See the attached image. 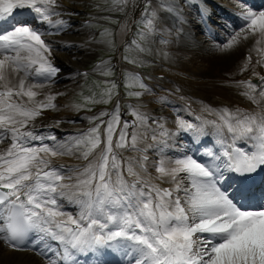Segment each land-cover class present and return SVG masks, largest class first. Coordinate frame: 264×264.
I'll list each match as a JSON object with an SVG mask.
<instances>
[{
	"label": "snow or ice",
	"instance_id": "obj_1",
	"mask_svg": "<svg viewBox=\"0 0 264 264\" xmlns=\"http://www.w3.org/2000/svg\"><path fill=\"white\" fill-rule=\"evenodd\" d=\"M103 2L105 8L94 7L125 17L140 11L131 23L99 17L118 24L119 32L103 28L95 41L116 51L114 36L127 35L135 24L133 38L120 41V59L134 67L147 62L157 38L165 45L183 42L186 9L197 7L201 25L211 16L207 0ZM236 8L238 24H225L214 47L222 56L245 47L222 86L236 89L251 107L199 101L197 111L191 98L180 95L183 105L173 107L170 128L142 102L116 99L111 110L81 115L93 111L90 105L112 103L121 86L128 98L150 95L172 105L173 92L155 95L141 73L124 69L119 82L109 79L116 75L111 59L99 60L91 73H77L100 77L90 95L77 93L82 103L58 104L66 93L52 91L61 72L52 38L78 13L64 0H0V255L5 249L27 253L36 258L30 264H108L110 255L118 264H264V204H246L240 190L229 193L223 186L225 173L247 177L264 170V75L257 71L264 68V9L247 0H236ZM162 14L173 23L165 24ZM162 56L170 58L167 51ZM247 71L252 76L246 80L231 78ZM62 109L76 117L37 126L45 112ZM78 120L88 127L58 131ZM185 136L201 146L214 136L218 149L194 151L185 147Z\"/></svg>",
	"mask_w": 264,
	"mask_h": 264
},
{
	"label": "bare ground",
	"instance_id": "obj_2",
	"mask_svg": "<svg viewBox=\"0 0 264 264\" xmlns=\"http://www.w3.org/2000/svg\"><path fill=\"white\" fill-rule=\"evenodd\" d=\"M72 1L73 0H64L66 8L70 6V9H72ZM234 3H236L235 0H233V4ZM210 6L209 1L207 0V8L210 10L212 15L208 21L210 24L213 22H219L221 19L228 16L227 12L214 9V7L211 8ZM138 11L139 9L135 11L134 15H130V23L134 20ZM184 27L187 29V35L185 36L183 42L178 44L180 47L178 52L180 56L184 58L185 63L178 69H180L179 71L181 73L186 72L190 73V75L188 77H184L180 74L166 73L161 70L155 71V74L167 75V77L181 85L183 89L190 91L192 94H198L199 96L204 97L208 101L207 103L213 105L214 107L224 104L231 105L232 103H237L245 107H251L249 102L236 94V89L222 86V81L230 78L229 75H225L226 72L231 74L237 70L238 62L243 58V54L245 53V47H240L231 55L222 56L214 47V45L219 43L221 40L214 37L209 40L210 44H208V46H204L203 43H197L195 39L193 41L192 33L195 28V18L191 19L190 24L185 25ZM126 36L127 35H120L119 40H123ZM187 36L188 38H186ZM52 39L58 42L56 44L54 57L55 62L60 64L62 72V74L57 77V82L52 91L64 90L66 87L72 85L76 76L75 70H82L81 67H83L85 58L92 57V55H89V42H85L87 34L79 27L68 31L66 30L63 34L55 36ZM60 41L71 42L72 44L78 46L63 48L59 43ZM237 75L232 76L231 78L234 79ZM214 76L216 79H213ZM154 93H158V91L155 90ZM147 97L151 98L152 96L148 95ZM169 110L173 115L172 117L175 118L176 112H174L173 109ZM180 114L185 117L187 116L184 112H181ZM42 126L45 125L42 124L38 127ZM62 128L63 127H61V129ZM57 162L66 163V160H58ZM227 191L231 193V190ZM35 259V257L29 256L27 253H9L7 249H5L3 254L0 255V264H30V262Z\"/></svg>",
	"mask_w": 264,
	"mask_h": 264
},
{
	"label": "rangeland",
	"instance_id": "obj_3",
	"mask_svg": "<svg viewBox=\"0 0 264 264\" xmlns=\"http://www.w3.org/2000/svg\"><path fill=\"white\" fill-rule=\"evenodd\" d=\"M209 0V5H211L210 7H214V9H218V10H225L229 12L230 14H233V12L238 11V9L236 8V4H233V0ZM72 5L70 11L78 13L77 15H72L70 17V24L71 27L67 29H73L76 27H79L82 29V31H84L87 34V39L85 40V42H89V55H92V57L90 58H85L84 60V64L83 67H87L89 68L91 61L97 58H100L104 55H112L115 57H118V55L121 54V52L123 51V47L121 46L120 42L118 41V34L114 36L115 42L118 45V48L116 51H111L109 50L106 46H103L101 44L96 43L95 41L99 39V32L103 30V28H110L113 30L114 33H118L119 32V25L116 23H112L108 20H104V19H99V17L102 16H111L113 18V20H117L120 22H123L126 18L128 20H130V16L129 17H125L124 14H121L119 12H106V11H100L97 10L94 5L99 4L100 8L103 9L106 7V5L104 4L103 0H73L72 1ZM258 10V9H257ZM89 14H91L92 16L90 17ZM186 13V17L187 20H191L193 17H196L197 20H195V28H194V33H193V41L195 39V41L197 43H203L204 46H208L209 43V39H212L214 36H219L220 38H223L224 33H225V28L224 25L227 24L226 20L227 18L223 19V21H221V23H213V30H211V32H208V30L206 28H202L201 24L198 22V15L196 14L195 11V6H193L191 9H186L185 10ZM133 14V12L131 13ZM90 18L92 21L91 26H83L82 21L85 18ZM167 24H172L171 22H167ZM94 37V38H93ZM87 45V43H86ZM88 46V45H87ZM152 54L149 55L150 57H146V63L141 66L138 67L139 69L143 70L144 72L147 73H151L155 68V64H153L151 61H149L148 59H155V60H163V61H175L174 65L177 67H181L182 64L185 63L184 58L180 57L179 55H177L176 53H174L172 50V46L171 45H165L161 42H155L152 44ZM163 51H167L169 53V59H165L162 56V52ZM132 55H134V53H131ZM125 62V61H124ZM169 62V61H168ZM56 66L60 67L59 63H56ZM123 65H128V66H133L132 64H126L123 63ZM134 67V66H133ZM61 69V68H60ZM62 72L59 73V75H61ZM58 75V76H59ZM95 80L100 79V77H98L97 75H95ZM77 77V76H76ZM215 77V76H214ZM84 79H78L75 80L71 86L66 87L63 92L66 93V95L60 96L58 97L57 100H62L66 103H70V102H77L80 103L77 99V97H80L79 95H77V93H79L81 90L83 92L84 96H87L86 90L81 87V82ZM238 80V78L236 79ZM138 90V89H137ZM73 97L76 98L73 99ZM136 104L137 103H144L147 105V108L145 109L146 111L151 112L152 110V105L148 102L147 100V95L141 97L140 101H137L136 99H134ZM100 105V104H97ZM104 105V104H103ZM65 111V112H62ZM59 116V119H63V120H70L72 118L76 117V114L73 112L68 111L67 109H62L60 112H54V111H47L44 113V115L38 119V122L41 121V119H44L48 116ZM46 120V119H45ZM44 120V122H45ZM64 123H62L61 125H63ZM68 125L70 127H76L79 124L77 123H68Z\"/></svg>",
	"mask_w": 264,
	"mask_h": 264
}]
</instances>
